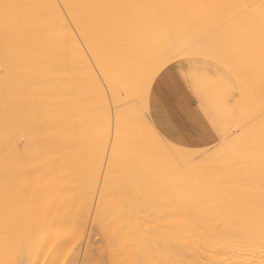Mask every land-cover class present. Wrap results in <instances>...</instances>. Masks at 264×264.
Segmentation results:
<instances>
[{"label": "bare ground", "instance_id": "6f19581e", "mask_svg": "<svg viewBox=\"0 0 264 264\" xmlns=\"http://www.w3.org/2000/svg\"><path fill=\"white\" fill-rule=\"evenodd\" d=\"M47 2L0 0V3L13 4ZM58 2L81 5L95 0ZM240 2L258 3L259 0ZM65 12L71 19L72 14L84 15L86 10L73 8ZM13 15L25 17L28 27L20 38L18 50L7 57L0 39V264H14L17 259L24 264L35 261L37 252L28 250L29 242L63 244L71 239L78 223L83 251L77 247L71 259L83 264L101 246L107 247V240L101 233V240L97 241L91 222L78 221L85 201L95 218V185L90 192L84 169H77L75 165L84 159L88 142L103 123L99 111L106 114L111 108L114 127L117 106L128 103L130 97L122 100L109 91L102 109H98L92 103L93 84L98 85L103 76L97 78L101 69L93 68L95 60L89 59L91 52L86 55V41L82 37L76 39L79 32H69L65 38L61 31L63 18L58 19L46 9L14 10ZM72 28H76L74 23ZM188 38L180 32L173 36L178 45ZM146 39L163 42L167 37L162 31L158 38ZM135 51L137 55L144 54L147 46L138 45ZM234 71L240 73L241 69ZM252 71L254 103L258 109V62ZM190 90L195 92L193 86ZM103 95L101 89L100 96ZM6 99L10 106L7 134ZM242 118L239 110L235 126ZM73 120L82 129L79 148L69 139ZM133 143L146 145V141ZM155 151L152 149L153 155L147 157L134 147L126 148L123 187H114L105 201L104 221L109 232L132 229L137 245L143 244L147 234L153 250L157 246L168 250L178 264H264V233L261 232L264 176L258 145L241 140L195 163L186 159L177 162L156 155ZM19 157L24 160L22 168L17 167ZM6 180L17 208L12 241L7 246L3 232ZM99 183L102 188V178ZM99 199V193H95V203ZM88 214L85 209L84 221H88ZM17 238L25 242L24 249L14 246ZM123 239L121 232L117 246ZM68 247L63 249L64 254ZM123 259H135V253H126Z\"/></svg>", "mask_w": 264, "mask_h": 264}, {"label": "snow or ice", "instance_id": "6c2138e0", "mask_svg": "<svg viewBox=\"0 0 264 264\" xmlns=\"http://www.w3.org/2000/svg\"><path fill=\"white\" fill-rule=\"evenodd\" d=\"M35 8L46 9L58 19L62 17L61 31L65 38L69 32L78 31L76 39L82 37L86 41V55L91 52L89 59L95 60L93 68L101 69L97 78L103 76L98 85L93 84L92 103L98 109H102L109 91L122 100L130 97L128 103L117 106L114 127L111 108L106 114L99 111L103 123L98 125L97 135L88 142L84 159L75 165L77 169H84L90 192L95 185V218L85 201L78 221L91 222L97 241L101 240V233L107 240V247L101 246L99 252H93V258L85 259L83 264H178L171 259L168 250L159 246L153 250L147 242V234H144L143 244L137 245L132 229L110 233L104 221L105 201L114 187H123V157L128 147L136 148L147 157H151L152 149H155L156 155L195 163L211 158L229 144L244 140L258 145L264 176V0L258 3L240 0H95L81 5H61L58 0L43 4L0 3V39L6 57L18 50L20 38L28 27L27 19L13 15L14 10ZM73 8L84 9L86 13L72 14L69 19L65 10L71 12ZM73 23L76 28H72ZM162 31L167 37L163 42L146 39L158 38ZM178 32L189 37L179 45L173 39ZM141 44L147 46V51L137 55L135 49ZM257 62L260 78L258 109L252 87L255 78L252 69ZM217 66H223L225 72H219ZM213 68H217L223 83L224 100L229 104L235 101L243 114L242 120L227 134L219 113L210 112L203 102L199 108L193 107L185 91L186 87L191 89L194 82L212 79ZM235 68L241 72L236 73ZM101 89L103 97L100 96ZM195 93L198 97L201 95L199 87ZM4 118L7 134L10 119L7 99ZM81 130L73 120L69 139L78 148ZM213 135L217 143L212 149L201 147V142L210 144L208 137ZM133 141H146V145ZM23 165V157H19L17 167ZM95 193H99V203H95ZM85 209L89 213L88 221H84ZM16 214L11 186L6 180L3 193L6 246L12 241ZM78 228L79 223L71 239H66L63 244L59 241H52L50 245L29 242L28 250H35L37 258L27 264H81L79 260L71 259L77 247L83 251V236ZM121 232L124 239L117 246ZM261 232L264 233V194ZM16 245L24 249L25 242L17 238ZM65 247H68L67 254L63 252ZM130 252L135 253V259L125 261L124 255ZM14 264L24 262L17 259Z\"/></svg>", "mask_w": 264, "mask_h": 264}, {"label": "rangeland", "instance_id": "374dc122", "mask_svg": "<svg viewBox=\"0 0 264 264\" xmlns=\"http://www.w3.org/2000/svg\"><path fill=\"white\" fill-rule=\"evenodd\" d=\"M209 63L213 62L209 61ZM217 67L219 68V72H225L223 66ZM197 87H199L201 93L199 97L196 95L195 92L191 93V95L187 93L189 101L193 105V107L199 108L201 102H203L210 112L219 113V118L226 127L225 134L232 131L239 116L240 108L236 105L235 101H231L229 104V102L224 100L225 90L223 87V83L220 80L219 75L217 74V68H213L212 79H201L198 82H194V91ZM187 90H189V88H187ZM209 138L211 143L201 144V147L212 149V146L217 143V140L214 135L210 136Z\"/></svg>", "mask_w": 264, "mask_h": 264}, {"label": "crops", "instance_id": "0c3cea01", "mask_svg": "<svg viewBox=\"0 0 264 264\" xmlns=\"http://www.w3.org/2000/svg\"><path fill=\"white\" fill-rule=\"evenodd\" d=\"M189 90H190V89H189ZM189 90H187V88H185L186 93L191 94L192 92H191V90H190V91H189Z\"/></svg>", "mask_w": 264, "mask_h": 264}]
</instances>
